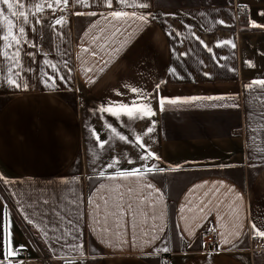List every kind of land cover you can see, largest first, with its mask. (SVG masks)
<instances>
[{"label": "crops", "instance_id": "1", "mask_svg": "<svg viewBox=\"0 0 264 264\" xmlns=\"http://www.w3.org/2000/svg\"><path fill=\"white\" fill-rule=\"evenodd\" d=\"M140 3L69 0L13 18L26 35L7 49L18 64L0 56L4 264L9 232L25 253L12 264H43L37 251L50 264H264V247L249 250L252 224L264 230V89L245 87L264 80V0ZM160 98L188 102L161 110ZM133 101L155 115L101 110ZM136 136L159 159H141ZM208 226L215 250L201 239Z\"/></svg>", "mask_w": 264, "mask_h": 264}, {"label": "snow or ice", "instance_id": "2", "mask_svg": "<svg viewBox=\"0 0 264 264\" xmlns=\"http://www.w3.org/2000/svg\"><path fill=\"white\" fill-rule=\"evenodd\" d=\"M69 0H35V2L32 5H27L26 0H0V4L6 5V9L3 7H0V31H2V34H0V41H3L2 48H0V56H3L5 59H11L15 62H19L20 58V50L17 47L16 51L10 56L7 49L12 48L13 46H18L21 43V38H23L26 35V30L23 26H16V22L13 18H18L22 19L24 24L29 23V12H31V15L35 16L37 13H41L44 10V7L47 6L48 8L52 9L53 4L60 5L63 3L64 5H67ZM78 4L85 5L87 3V0H76ZM120 3L127 5L129 3V0H119ZM108 6H112V0H107ZM132 6H139L141 8H146L148 5L146 3H140L136 4V0H132ZM32 8L35 9V11H31ZM27 9V10H26ZM10 13V15L6 14ZM77 15H82V13L77 12ZM89 15H95V13H88ZM135 13H127L123 11H112L111 16L113 19H122V18H128L131 19L135 17ZM138 19L141 21L147 22V18L143 15L139 16ZM41 21L36 20L35 23L39 24ZM66 23L64 17H60L54 21V25H62ZM219 23L223 24V21H220ZM252 27H260V25L255 24V22H252ZM226 43H231V41H226ZM235 47V45H232ZM211 50V49H209ZM45 63H49L48 61H45ZM55 65H52V68L55 69ZM11 71V69H9ZM47 75V74H46ZM48 80H52V83L49 84L48 86L51 88L55 87V80L53 77H48ZM60 79H63V77H60ZM7 83L10 85H13L16 88H23L24 90H27V85H21L20 83L17 82L16 79H13L11 77H8ZM47 83V80H46ZM255 85H259L261 89H264V80H259V81H253L251 84L246 85V88H252ZM132 92L137 93L138 96H140L142 99L147 100L148 97L146 94L141 92L138 89L132 88L130 89ZM193 100L195 99H200L199 97H193L191 98ZM204 99H213V97H205ZM215 99H220V97H215ZM188 100H179V99H165V98H160L159 99V105L160 109L164 110V105L167 104H177V103H187ZM102 111L111 113L112 115L119 117L121 114L126 115L129 119H143L144 116H154L155 112L152 110L150 104H140L138 101H133L132 105L128 104H119V105H113V106H108L103 109ZM142 113V115H140ZM109 127H111L109 125ZM112 132L116 135L119 136L120 140H126L127 137L120 135L119 133L116 132L115 128H111ZM153 127H149L147 129V132H152ZM96 139L99 141L100 138L97 135ZM135 141L137 142V146L141 148L146 149V155L141 157V159H147L149 156H152L156 159H159V157H156L154 153L147 151V146L143 144L141 141L140 136L135 137ZM107 144V141H101L99 146L103 148ZM112 164H109L108 167H112ZM151 171V169H148ZM139 169H135L132 171L128 172H121L119 175L120 176H134L139 173ZM0 179H5L3 178L2 175H0ZM6 183H10V181L5 180ZM31 223V221H29ZM9 226H10V221H9ZM252 229L255 233V235L264 238V230H261L260 228L257 227L255 223L252 224ZM47 235V233H45ZM167 251V249H164ZM17 255V250L12 246V241H11V233L9 232V237H8V252L7 255L4 259L8 261V264H12L11 258L15 257ZM0 264H4L3 260H0Z\"/></svg>", "mask_w": 264, "mask_h": 264}, {"label": "built area", "instance_id": "3", "mask_svg": "<svg viewBox=\"0 0 264 264\" xmlns=\"http://www.w3.org/2000/svg\"><path fill=\"white\" fill-rule=\"evenodd\" d=\"M246 8H237V13H246ZM202 242L204 244L205 249L207 250H215V237L213 233L212 227L208 226L205 227L202 231L201 235ZM249 243H250V251H257L264 247V238L250 234L249 235ZM17 256H25V253L22 249L17 250ZM37 259L40 260L43 264H50L49 257L45 255L42 251H37ZM164 264H167L169 262L168 257H164L163 259Z\"/></svg>", "mask_w": 264, "mask_h": 264}]
</instances>
